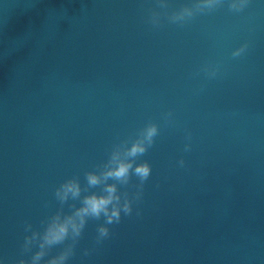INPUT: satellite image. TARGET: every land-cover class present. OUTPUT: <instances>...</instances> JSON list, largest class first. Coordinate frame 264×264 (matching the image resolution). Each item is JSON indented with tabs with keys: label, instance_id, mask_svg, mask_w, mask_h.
I'll use <instances>...</instances> for the list:
<instances>
[{
	"label": "water",
	"instance_id": "obj_1",
	"mask_svg": "<svg viewBox=\"0 0 264 264\" xmlns=\"http://www.w3.org/2000/svg\"><path fill=\"white\" fill-rule=\"evenodd\" d=\"M114 152L148 180L90 186ZM68 180L81 194L61 201ZM111 184L130 216L41 247ZM66 252L58 264H264V0H0V264Z\"/></svg>",
	"mask_w": 264,
	"mask_h": 264
},
{
	"label": "clouds",
	"instance_id": "obj_2",
	"mask_svg": "<svg viewBox=\"0 0 264 264\" xmlns=\"http://www.w3.org/2000/svg\"><path fill=\"white\" fill-rule=\"evenodd\" d=\"M156 134L155 127H149L146 131L149 144H151L152 137ZM146 147L142 143H135L128 150V157H136L143 155ZM183 163V161H181ZM131 175H135L141 181V186L148 180L151 175V168L147 163L139 164L133 167V162L127 158L121 157L119 152H114L108 161L106 170L100 174L88 173L86 176L87 183L90 186H96L112 178L121 184H127ZM56 196L65 201L71 196L78 198L81 194L80 184L77 180H68L61 185V188L56 191ZM139 197H137L138 199ZM82 206L78 208L73 215L67 216L63 219L59 215L52 218L49 222L44 236L43 244L52 245L63 242L71 233L73 236L78 237L87 219H100L102 216L105 218V224L112 225L121 222L123 216H130L133 212L132 202L125 198L121 201V196L117 193L115 184L106 185L102 194L93 193L87 195L82 200ZM139 214V213H137ZM98 236L102 240L109 236V228L100 226L97 229ZM42 253H37L36 259H39ZM68 253H62L57 259H53L51 264H58V261H64ZM19 264H24L20 261Z\"/></svg>",
	"mask_w": 264,
	"mask_h": 264
}]
</instances>
